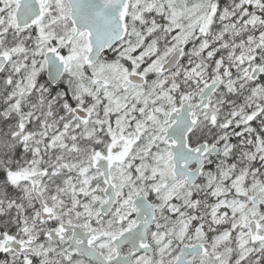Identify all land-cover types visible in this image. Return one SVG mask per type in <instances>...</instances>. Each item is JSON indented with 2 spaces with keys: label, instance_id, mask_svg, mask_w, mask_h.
<instances>
[{
  "label": "snow or ice",
  "instance_id": "1",
  "mask_svg": "<svg viewBox=\"0 0 264 264\" xmlns=\"http://www.w3.org/2000/svg\"><path fill=\"white\" fill-rule=\"evenodd\" d=\"M0 264H264V0H0Z\"/></svg>",
  "mask_w": 264,
  "mask_h": 264
}]
</instances>
